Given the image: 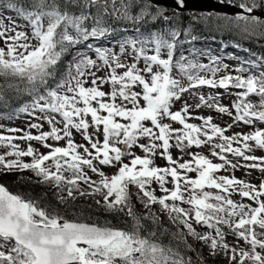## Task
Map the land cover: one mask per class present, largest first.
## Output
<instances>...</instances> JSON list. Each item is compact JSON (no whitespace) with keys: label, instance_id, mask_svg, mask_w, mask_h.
<instances>
[{"label":"snow or ice","instance_id":"obj_1","mask_svg":"<svg viewBox=\"0 0 264 264\" xmlns=\"http://www.w3.org/2000/svg\"><path fill=\"white\" fill-rule=\"evenodd\" d=\"M214 3L236 11L0 0V121L26 118L0 122V175L49 186L64 206L0 184V264H207L190 241L227 264H264V53L244 48L229 65L195 46L224 34L264 48V0ZM97 210L124 226L92 220Z\"/></svg>","mask_w":264,"mask_h":264},{"label":"trees","instance_id":"obj_2","mask_svg":"<svg viewBox=\"0 0 264 264\" xmlns=\"http://www.w3.org/2000/svg\"><path fill=\"white\" fill-rule=\"evenodd\" d=\"M185 21H187V17H185ZM204 35H207V33H202ZM215 41H218L220 44L223 45V48H232L234 49L238 54L241 59H246L249 57L250 53H247L243 51L244 48L251 49L252 52H255L257 54H262L264 53V48H261L259 44L254 45L250 44L246 40H241L240 44L241 47L240 49H237L235 47L231 46V43L234 42V38H231L227 35L224 34H217V39ZM111 41H101L99 43H102L103 45L109 44ZM264 44V43H262ZM71 57H66L65 59H70ZM21 102H23L26 98L25 97H19L18 98ZM20 106L19 104L17 107ZM24 177H33V174L30 171H25L22 174ZM21 174L20 173H12V174H7V175H0V184L6 186L9 191H11L14 194H20L24 196L25 198L27 197H35L39 198L44 205H50L52 207L57 208L61 212L64 211V206L60 205L58 200L56 199L54 195V190L50 188L49 186L45 185H40L33 183L31 181H24L20 179ZM82 200H77L75 201V205L83 207L84 206V201L81 202ZM89 203H92L91 200L88 201ZM134 204L135 207L138 211H142V205L138 202L135 201L134 198ZM95 207V206H94ZM73 216V213L70 211L68 213V218L71 219ZM92 220H98L100 223H103L105 220H112L113 224H115L117 227H123V221H118L114 216L110 214H106L103 212V210H97L92 213ZM192 243V242H190ZM193 244V243H192ZM197 250H201L203 257L205 258L207 264H223L222 262H219L218 257H210L208 254V248L207 247H202V245L198 246H193ZM188 255L192 256L195 258V253L194 252H189Z\"/></svg>","mask_w":264,"mask_h":264},{"label":"rangeland","instance_id":"obj_3","mask_svg":"<svg viewBox=\"0 0 264 264\" xmlns=\"http://www.w3.org/2000/svg\"><path fill=\"white\" fill-rule=\"evenodd\" d=\"M234 11H235V9H234ZM246 41L249 42L250 44L257 45V43L254 42V41H251V40H246ZM110 43H111V42H110ZM260 43L262 44V43H264V41H260ZM107 45H108V44H105V46H107ZM220 45H221V44H220L218 41H211V42L197 41V42H195V46H196L197 48H210V49H211V53H212L213 55H216V56L220 57L221 60H222L224 63L229 64V65H236V64L239 62V61L236 59L237 57H239V55H237V52L235 53V51L232 50V49H224V48H221ZM186 54H187V53H186ZM239 58H240V57H239ZM204 62H205V63L207 62V59H206V58H204ZM105 90H107V88H106ZM218 91H219V90H218ZM186 99H187V97H186ZM196 102H198V98H196V99H194V100H193V99H190V100H189V103H192V104H195ZM222 103H223V104H228V103H229V98L225 97V98L222 100ZM179 107H181V104H180V103H178V104L176 105V108H179ZM197 114H203V115H205V116H207V115H212V116L215 118V122L218 123V124H223L225 121H227V122H231L227 116H220V115H218L216 112H214V111H210V110H208V109H200V110H198ZM0 122H4V123H6V125L9 126V127L25 128V126H26V118H20V117H18V118L15 119L14 121H0ZM192 122H196V123H198V121H192ZM44 130H48V125H47V124L44 125ZM241 130H243V131H248L249 129L246 128V127L243 128V129H240V128H235V129H233V131H241ZM32 131H33V134H35V130H32ZM229 134H231V133H229ZM17 135H19V133H18ZM75 140H76L77 142H82V139H81V137H80L79 135H76V136H75ZM17 143H20V144H21V147H26V144L23 143V142L17 141ZM60 143L63 144V142H60ZM33 144H34V146L38 147V148L40 149L41 152L46 153V152L48 151L47 149H45V148L41 147L40 145L36 144L35 142H33ZM192 151L195 152L196 149L193 148ZM137 153H138V154H142V153H139V150H137ZM172 154H173L174 157L180 155V153L178 152V150H175V149H173V153H172ZM203 154H206V155L209 154V153H208V150H207V149H204V150H203ZM256 155H258V156H260V155H264V152H259V151H258V152L256 153ZM183 158H184V159H188L189 157L185 156V157H183ZM209 158H211V157L209 156ZM24 159H25L26 162L30 161V158H27V157H26V158H24ZM216 162H218V161H216ZM49 163H50V162H49ZM156 163H157L158 165H163V164H164V161H163L162 159H157ZM104 171H105L106 173L113 174V173H115L116 169H115V168H112V167H107V166H105ZM221 174H227V173H224V172L222 171ZM235 175H236L238 178L247 179V177L245 176V172H244L243 169L236 171V172H235ZM251 177H252V180H253L254 183H258L259 180L261 179V177L259 176V174L256 173V172H252ZM93 178L95 179V177H93ZM156 194H157L158 196L161 195V193H160L159 191H157ZM237 198H238V197H237ZM81 202H83V200H82ZM198 230H200V229H198ZM190 242L193 243V246H195V245H196V246L201 245L200 243H197V242H195V241H190ZM230 242H231V240H230ZM217 257H218L219 260H220L219 262H222L223 264H227V260L224 259L222 256H217Z\"/></svg>","mask_w":264,"mask_h":264},{"label":"water","instance_id":"obj_4","mask_svg":"<svg viewBox=\"0 0 264 264\" xmlns=\"http://www.w3.org/2000/svg\"><path fill=\"white\" fill-rule=\"evenodd\" d=\"M158 2L164 4L169 9L175 7L174 0H158ZM187 9L194 10L196 12L208 11L212 9H216L217 11L233 12L232 8H221L216 3L208 0H187Z\"/></svg>","mask_w":264,"mask_h":264},{"label":"flooded vegetation","instance_id":"obj_5","mask_svg":"<svg viewBox=\"0 0 264 264\" xmlns=\"http://www.w3.org/2000/svg\"><path fill=\"white\" fill-rule=\"evenodd\" d=\"M210 1L214 3V0H210ZM232 10H234V9H232ZM235 11H236V9H235Z\"/></svg>","mask_w":264,"mask_h":264}]
</instances>
